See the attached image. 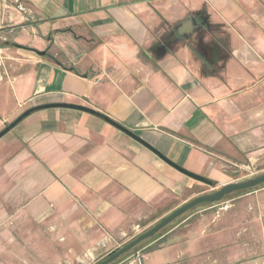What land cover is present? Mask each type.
<instances>
[{
  "label": "crops",
  "instance_id": "crops-1",
  "mask_svg": "<svg viewBox=\"0 0 264 264\" xmlns=\"http://www.w3.org/2000/svg\"><path fill=\"white\" fill-rule=\"evenodd\" d=\"M63 102L138 139L63 107L3 135L0 239L31 251L0 245V264H87L243 169L264 172V0H0V130ZM244 195L264 210V184ZM217 205L140 243L144 264H264L261 221Z\"/></svg>",
  "mask_w": 264,
  "mask_h": 264
},
{
  "label": "water",
  "instance_id": "water-1",
  "mask_svg": "<svg viewBox=\"0 0 264 264\" xmlns=\"http://www.w3.org/2000/svg\"><path fill=\"white\" fill-rule=\"evenodd\" d=\"M36 52L40 55H43V54H45L46 51L45 50H41V51L37 50ZM51 107H63V108L78 109L81 111L89 112L91 114L99 115L104 120H106L110 124L114 125L115 127L120 129L121 131L125 132L129 136H131L135 139H138V137L132 131L128 130L124 126L115 122L114 120H112L108 116L101 114L100 112H98L92 108H89L87 106H83V105H79V104H73V103H66V102L43 104V105L28 108L27 110L22 112L19 116H17L13 121L6 124L2 130H0V138L3 135H5L8 131H10L12 128H14L20 121H22L30 113H32L38 109H45V108H51ZM158 155L165 162L169 163L171 166L176 168L181 173H183V174L189 176L190 178H192L196 181H199L203 184L211 185V182L209 180H207L206 178H204L203 176L195 174L193 172H190V171L178 166L177 164L171 162L170 160H168L166 157L162 156L161 154H158ZM262 183H264V173H261L257 176H254V177H251V178H248L245 180L226 183V184H223L221 187H219L218 189H216L212 192L197 195L194 198H192L191 200H189V201L183 203L182 205H180L179 207L175 208L173 211H171L170 213H168L167 215L162 217L159 221H157L155 224H153L150 228L141 232L140 234H138L137 236H135L134 238L129 240L127 243H125L121 247L117 248L115 251H113L112 253L107 255L105 258H103L102 260H100L96 264H110L113 261H115L116 259H118L119 257L131 252L140 243L144 242L146 239H148V238L152 237L153 235H155L156 233H158L164 226H166L171 221H173L174 219H176L177 217L182 215L187 210L195 207L196 205H199L201 203H218L227 194H230V193H233L236 191L247 190V189L256 187L257 185H260Z\"/></svg>",
  "mask_w": 264,
  "mask_h": 264
},
{
  "label": "rangeland",
  "instance_id": "rangeland-1",
  "mask_svg": "<svg viewBox=\"0 0 264 264\" xmlns=\"http://www.w3.org/2000/svg\"><path fill=\"white\" fill-rule=\"evenodd\" d=\"M16 17L17 16H15V15L12 16L11 21H9L8 24H15L16 22H18L19 18H16ZM254 165H255V166H253L254 168L250 167L249 169H243V170H245L244 172L247 174L245 176L246 178H244L243 180L248 179V178H251V177H254V176H257V175H259L261 173H264V172L259 171L260 170V167L263 166L262 164H260L259 162H257ZM263 184L264 183H262L260 185H257L256 187L262 186ZM256 187H253V188H256ZM218 188H219V186H217V187H215V188H213L211 190H208L207 189L204 192H202L201 194L212 192V191H214V190H216ZM253 188H250V189H247V190H243V191H236V192L227 194L220 202L217 203L218 204L217 205V208H220L221 209L220 210V213H223V212L225 213L228 210H234L235 213L237 214L236 216H242V214L244 212H247L246 214H250L252 216V219H251L252 221H254L253 216L254 217H257V219L261 221L262 229L264 230V210L260 207V205L257 202H254L255 205H253V204H251L249 202L246 203L245 205L244 204H239V201L240 200H242L244 198L245 199H248V197H246V195H244V193L246 191H248V190H252ZM201 194H199V195H201ZM253 196L255 197L256 195H253ZM257 198L259 199V197H255V201L257 200ZM212 204H216V203H201L199 205H196L195 207L187 210L182 215H180L179 217H177L176 219H174L173 221H171L169 224H167L166 226H164L158 233H162L163 231L168 230L169 228H171L172 226H174L175 224H177L182 219V217L187 216V215H189L191 213H194L197 210H200L202 208H205L206 206H211ZM242 225H243V222H242ZM250 229H252V230L253 229L254 230L256 229L255 223L251 222ZM12 233H13V235H15L14 232H12ZM158 233H156V234H158ZM14 239H15V243H14L15 246H13V244L11 243V241L8 240V239H0V245L1 246H5L4 247L5 249H12V250H15V251H17L18 248H23V247H27L28 250H30L29 243H25L23 241V239L18 238V237L17 238H14ZM126 241H127L126 239H121V240L115 241L114 245H112V247L109 248L107 251H112V250H114L116 248L121 247L122 245L125 244ZM136 248L137 247H135V249H133L131 252H133L134 250H136ZM106 252H104V253H106ZM131 252H129V253H131ZM16 256L18 257V255H16ZM105 256H106V254H104L103 256L102 255H98V256L95 257L94 260L89 261V263H87V264H93L95 261L100 260V259L104 258ZM16 262H19V261L16 260Z\"/></svg>",
  "mask_w": 264,
  "mask_h": 264
},
{
  "label": "built area",
  "instance_id": "built-area-1",
  "mask_svg": "<svg viewBox=\"0 0 264 264\" xmlns=\"http://www.w3.org/2000/svg\"><path fill=\"white\" fill-rule=\"evenodd\" d=\"M129 264H144L145 261V255H144V249L138 248L134 250L131 255L128 257Z\"/></svg>",
  "mask_w": 264,
  "mask_h": 264
},
{
  "label": "trees",
  "instance_id": "trees-1",
  "mask_svg": "<svg viewBox=\"0 0 264 264\" xmlns=\"http://www.w3.org/2000/svg\"><path fill=\"white\" fill-rule=\"evenodd\" d=\"M210 182H211V185H212V186L216 185V183H215V182H212V181H210ZM155 235H156V234H155ZM155 235H153L152 237H154ZM152 237H150V238L146 239L145 241H147V240L151 239ZM114 251H115V250H114ZM112 252H113V251H112ZM112 252H110V253H112ZM110 253H109V254H110ZM109 254H108V255H109ZM127 254H128V253H127ZM127 254H126V255H127ZM123 256H124V255H123ZM123 256H121V257H123ZM121 257H119V258H121ZM119 258H118V259H119ZM116 260H117V259H116ZM98 262H99V261H98ZM98 262H95L94 264H96V263H98ZM113 262H114V261H113Z\"/></svg>",
  "mask_w": 264,
  "mask_h": 264
}]
</instances>
